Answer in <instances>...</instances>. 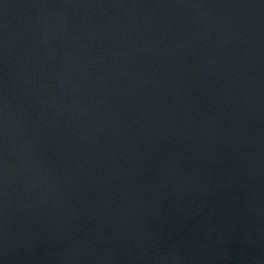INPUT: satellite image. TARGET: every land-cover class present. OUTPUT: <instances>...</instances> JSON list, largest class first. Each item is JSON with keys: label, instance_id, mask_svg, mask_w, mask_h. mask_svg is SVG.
I'll list each match as a JSON object with an SVG mask.
<instances>
[{"label": "water", "instance_id": "water-1", "mask_svg": "<svg viewBox=\"0 0 264 264\" xmlns=\"http://www.w3.org/2000/svg\"><path fill=\"white\" fill-rule=\"evenodd\" d=\"M0 264H264V0H0Z\"/></svg>", "mask_w": 264, "mask_h": 264}, {"label": "bare ground", "instance_id": "bare-ground-1", "mask_svg": "<svg viewBox=\"0 0 264 264\" xmlns=\"http://www.w3.org/2000/svg\"><path fill=\"white\" fill-rule=\"evenodd\" d=\"M0 259H7L6 255L3 252H0Z\"/></svg>", "mask_w": 264, "mask_h": 264}]
</instances>
